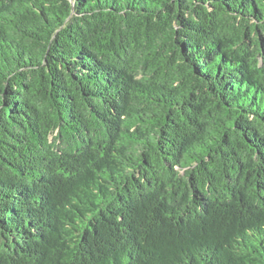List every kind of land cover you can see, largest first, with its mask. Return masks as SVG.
Returning <instances> with one entry per match:
<instances>
[{
    "label": "trees",
    "instance_id": "trees-1",
    "mask_svg": "<svg viewBox=\"0 0 264 264\" xmlns=\"http://www.w3.org/2000/svg\"><path fill=\"white\" fill-rule=\"evenodd\" d=\"M0 264H264V0H0Z\"/></svg>",
    "mask_w": 264,
    "mask_h": 264
}]
</instances>
